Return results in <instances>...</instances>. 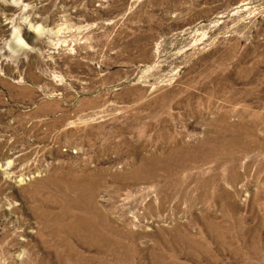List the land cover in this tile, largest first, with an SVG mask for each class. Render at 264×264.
Returning <instances> with one entry per match:
<instances>
[{"label":"rangeland","instance_id":"obj_1","mask_svg":"<svg viewBox=\"0 0 264 264\" xmlns=\"http://www.w3.org/2000/svg\"><path fill=\"white\" fill-rule=\"evenodd\" d=\"M71 175L125 242L92 263L264 264V0H0V264H56L38 216Z\"/></svg>","mask_w":264,"mask_h":264},{"label":"bare ground","instance_id":"obj_2","mask_svg":"<svg viewBox=\"0 0 264 264\" xmlns=\"http://www.w3.org/2000/svg\"><path fill=\"white\" fill-rule=\"evenodd\" d=\"M33 27L32 23L28 25L26 28L27 30L30 27ZM35 28V27H34ZM31 29V28H30ZM35 30V29H34ZM37 31V30H36ZM19 31H14L12 38H10L12 43L16 45H25V41L21 38ZM9 41V43H10ZM27 43V42H26ZM234 128L235 133L229 134L231 127ZM225 133L227 134L226 137H222L217 146L227 149L230 145H233L238 140L237 134L240 132L251 133L253 128L251 126H247V124H240V125H229L225 128ZM223 132V133H224ZM234 132V131H233ZM221 135V134H219ZM241 135V134H240ZM240 143L243 147H248V142L244 140H240ZM172 147V146H169ZM166 148L167 151L164 152V158L166 159H158L156 156L152 158L154 163V169L152 168L151 175L155 178H163L165 179L168 184H172L176 186L177 177L175 176L177 173L176 170L171 169V164H168L167 159L172 156L173 149ZM181 147V146H180ZM199 147V146H198ZM206 147V146H205ZM209 147V146H208ZM232 148V147H231ZM181 149V148H180ZM158 150V149H157ZM189 150V149H188ZM191 150V149H190ZM177 151V150H176ZM186 152V151H185ZM153 153V152H152ZM178 153V152H177ZM181 153V152H179ZM187 153V152H186ZM192 153V152H191ZM210 153V152H209ZM228 153V152H227ZM185 154V153H184ZM183 154V155H184ZM213 154V153H212ZM189 155V154H188ZM178 156V155H177ZM193 156V155H192ZM195 156V155H194ZM209 156V155H208ZM146 157V156H145ZM143 158V157H142ZM160 158V156H159ZM172 158V157H171ZM184 158V157H183ZM195 158V157H194ZM141 159V158H140ZM151 159V161H152ZM180 159V158H179ZM178 159V160H179ZM188 159V158H187ZM198 159V158H197ZM174 160V159H173ZM182 160V159H181ZM141 161V160H140ZM169 161V160H168ZM196 161V160H195ZM217 161V159H216ZM176 162V161H174ZM173 162V163H174ZM226 162V161H225ZM231 162V161H230ZM234 162V160H233ZM143 163V162H142ZM191 163V162H190ZM147 164V163H146ZM144 163V167L146 166ZM153 164V163H152ZM176 164V163H175ZM179 164V163H178ZM182 165V163H181ZM196 166V165H195ZM231 166V165H230ZM80 167V166H79ZM140 167V166H139ZM143 167V168H144ZM175 167V166H174ZM178 167V165H177ZM184 167V166H183ZM186 167V166H185ZM188 167V166H187ZM190 167V165H189ZM58 168V167H57ZM142 168V166H141ZM151 168V167H149ZM198 168V167H196ZM82 169V168H81ZM137 169V167H136ZM77 170V169H76ZM145 172V170H144ZM148 172V171H147ZM150 172V171H149ZM188 172V171H187ZM20 173V172H19ZM24 174V172H22ZM71 173V172H70ZM142 173V172H141ZM146 173V172H145ZM180 173V172H179ZM228 173V172H227ZM75 174V173H72ZM83 174V173H81ZM17 175V174H16ZM19 175V174H18ZM68 175V174H67ZM66 175V176H67ZM100 175V174H99ZM135 175V174H134ZM149 175V176H151ZM179 175V174H178ZM210 175V174H209ZM69 176V175H68ZM73 176V175H71ZM76 176V175H75ZM73 176L71 179L64 180L62 185H65L67 188L66 190L74 191L75 195L73 197H68V200L65 199L61 204L60 209L56 212H50L47 214L48 211H45V216H38V222L42 223L43 230H45L50 234L51 237L54 238V241L48 245V251L52 256H54V260L56 264L60 263L64 259L66 264H108V260L104 255L100 253H112L116 254L118 249L123 247L124 243L122 240L117 236L120 234V227L118 228L116 225H112L113 223L110 221L109 216L106 215L105 211L101 208H98L95 204V189L94 185L95 181L90 176H80L77 178ZM78 176V174H77ZM93 176V174L91 175ZM130 176V175H129ZM147 176V173H146ZM145 176V177H146ZM235 176V175H234ZM131 177V176H130ZM144 177V176H143ZM142 178V177H141ZM149 178V177H148ZM21 179V178H20ZM51 179V178H50ZM100 179V178H99ZM134 179V178H133ZM180 179V178H179ZM130 180V179H129ZM181 180V179H180ZM206 180V178H205ZM208 181V180H207ZM160 182V181H159ZM200 182V181H199ZM207 183L206 181H204ZM182 183H185V178L182 180ZM163 184V183H162ZM181 185V183H179ZM171 185V186H172ZM96 186V185H95ZM98 186V185H97ZM106 186V185H105ZM163 186V185H161ZM201 186V185H200ZM204 186V185H203ZM167 187V186H166ZM155 188V187H154ZM158 188V187H157ZM171 188V187H170ZM97 189V188H96ZM183 189L180 188L178 185L175 187V191L179 194ZM185 191V190H184ZM183 191V192H184ZM195 191V190H194ZM36 192V191H35ZM38 192V191H37ZM155 192V191H154ZM202 192V191H201ZM223 192V190L221 191ZM65 193V192H64ZM158 193V192H157ZM164 193V192H163ZM173 193V192H172ZM54 194V193H53ZM52 194V198H53ZM69 194V193H68ZM97 194V193H96ZM202 194V193H201ZM212 194V193H211ZM169 195V194H167ZM64 196V195H63ZM67 196V195H66ZM72 196V195H71ZM158 196V195H157ZM199 196V195H198ZM231 196V195H230ZM51 197V196H50ZM170 197V196H169ZM202 197V196H201ZM214 197V196H213ZM57 198V197H56ZM65 198V197H64ZM134 198V197H133ZM132 198V199H133ZM217 198V197H216ZM161 199V198H160ZM167 199V198H166ZM165 199V200H166ZM42 200V199H41ZM134 200V199H133ZM149 201V200H148ZM154 202V201H153ZM163 202V201H162ZM98 204V203H97ZM149 204V203H148ZM155 203H153L154 205ZM158 204V203H157ZM41 206V205H40ZM156 206V205H155ZM217 206V205H216ZM100 207V206H99ZM154 207V206H153ZM158 207V206H157ZM41 208V207H40ZM39 208V209H40ZM156 208V207H155ZM158 209V208H157ZM38 210V209H37ZM36 210V212H37ZM42 209H40L41 211ZM47 210V209H46ZM44 211V210H43ZM234 211V210H233ZM43 213V212H41ZM230 218V217H229ZM119 219V218H118ZM230 221V220H229ZM117 223V222H116ZM115 223V224H116ZM119 224V223H118ZM123 224V223H122ZM210 226V225H209ZM41 227L37 230L36 235L39 238L40 242L46 246V240L44 238V233L40 230ZM212 228V226H211ZM26 230V229H25ZM44 230V232H45ZM123 231V230H122ZM11 232V231H10ZM200 232V231H199ZM17 234V233H16ZM123 234V233H122ZM121 235V234H120ZM127 235V234H126ZM17 236V235H16ZM124 237V235H123ZM187 238H192L187 237ZM21 240H25L24 238H19ZM17 239V241H18ZM16 240V239H15ZM188 240V239H187ZM28 241V240H27ZM129 241V240H128ZM190 241V240H188ZM194 241V240H193ZM21 242V241H20ZM141 243V242H140ZM188 243V242H187ZM28 244V243H24ZM1 245V244H0ZM4 245V244H3ZM2 245V246H3ZM30 245V244H29ZM34 245V244H33ZM26 246V245H25ZM24 246V247H25ZM32 247V246H31ZM82 247L89 248V249H96V251L100 252L97 260L95 263L91 262V256L86 257L81 252ZM120 247V248H119ZM125 247V246H124ZM128 248V246H127ZM6 249V248H4ZM30 249V248H29ZM122 249V248H121ZM22 250V249H21ZM17 250L15 254V258H19L20 251ZM33 250V249H32ZM35 250V249H34ZM123 250V249H122ZM129 250V249H128ZM130 251V250H129ZM136 251V250H135ZM133 251V252H135ZM146 252V251H145ZM122 253V252H121ZM129 253V252H128ZM187 253V252H186ZM88 254V253H87ZM93 254V253H90ZM125 254V253H124ZM127 254V253H126ZM154 254V253H153ZM163 254V253H162ZM161 254V255H162ZM167 254V253H166ZM94 255V254H93ZM92 255V256H93ZM110 255V254H109ZM138 255V254H137ZM51 256V257H52ZM123 256V255H122ZM127 256V255H126ZM154 256V255H153ZM172 256V255H171ZM130 257V256H129ZM163 257V256H162ZM95 259V258H94ZM132 259V258H131ZM133 259H135L133 257ZM169 259V258H168ZM44 260V255H37L32 252L29 254H25L22 257L23 264H37L38 262H42ZM53 260V261H54ZM117 260V259H116ZM119 260V259H118ZM124 260V258H123ZM154 260V259H153ZM163 262V264H175L172 260H167ZM111 261V260H110ZM133 261V260H129ZM135 261V260H134ZM51 262V261H50ZM113 262V261H112ZM45 263V262H44ZM43 263V264H44ZM134 263V262H133ZM159 263V262H158ZM161 263V262H160ZM47 264V263H45ZM53 264V263H52ZM55 264V263H54ZM110 264V263H109ZM122 264V263H121ZM126 264V263H125ZM162 264V263H161ZM178 264V263H177Z\"/></svg>","mask_w":264,"mask_h":264}]
</instances>
